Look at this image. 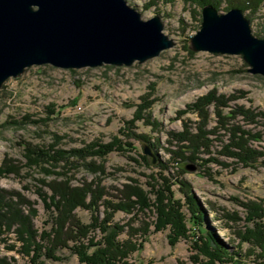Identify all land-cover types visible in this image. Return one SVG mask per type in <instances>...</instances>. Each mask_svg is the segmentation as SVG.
<instances>
[{
	"label": "rangeland",
	"instance_id": "374dc122",
	"mask_svg": "<svg viewBox=\"0 0 264 264\" xmlns=\"http://www.w3.org/2000/svg\"><path fill=\"white\" fill-rule=\"evenodd\" d=\"M126 1L143 19L159 15L163 33L174 41V46L157 57L128 67L102 65L72 73L51 66H33L20 77L8 79L3 84L5 88L0 90V168L4 161L16 166L25 164L20 142L47 145L54 134L61 138L57 147L69 151L95 141L106 144L117 136L132 144L134 149L112 152L103 160L93 158L94 164L101 166V173L83 168L66 171L72 187L91 184L92 189L99 188L102 194L100 219L105 216L106 203H124L120 198L128 192L125 186L140 188L152 204L155 197L150 185L157 189L159 174L173 183L177 179L183 180L189 184L191 193L205 212L204 227L219 243L238 254L236 264H264L263 249L241 243L239 239L247 226L252 227L247 221L245 204L259 206L264 213V164L261 163L264 156L254 165L244 167L235 158L221 154L222 147L230 142V128L236 126L251 135H258V139L250 137L248 145L264 151V77L250 73L249 65L239 55L197 52L191 48V37L201 24L200 4L184 0ZM225 8L223 3L217 11L225 13ZM243 15L250 23L252 34L264 39V4L256 12L246 11ZM212 92L226 101V106L220 108L222 102L204 106V119L199 110L190 108ZM141 105L147 108L140 112L141 118L135 120ZM51 106L59 113L47 121L46 107ZM238 107L252 112L254 122L249 124L241 115L226 114L235 112ZM215 108L226 119L219 120ZM23 116H29L37 123L5 124L20 121ZM126 122H132V126H127ZM201 126H204L203 133H213L206 136L208 146L190 156L198 158L193 164L185 159L189 153H184V158L168 153L167 150L178 151V144L169 135L185 130L196 134ZM130 133V138L125 137ZM140 137L154 144L150 150L152 161L155 163L156 157L167 163L166 170L156 168L154 163L146 166L141 162L139 156H149L144 153ZM62 167L60 164L55 171L64 172L66 167ZM64 180V176L46 177L38 169L28 170L23 166L17 174L0 176V189L18 194L24 201L17 207L31 216L37 241L44 231L50 232L52 213L44 209L35 192L41 188L50 194L49 186H58ZM177 188L174 184L175 196L181 198ZM139 209L134 206L128 211H117L112 219L113 223L124 226L121 239L127 234L139 239L129 227L148 226L147 241L129 258L130 264H200L204 261L190 238H181L171 245L168 229L154 232L156 214L153 208ZM74 216L84 225L90 222V213L81 208L74 211ZM261 223L264 225V216ZM15 228L0 234V256L14 258V264H30L28 257L19 252L21 244L17 242ZM89 235L100 239L98 230ZM10 246L14 249L10 250ZM57 255L64 258L63 261L46 263L80 264L68 250H60Z\"/></svg>",
	"mask_w": 264,
	"mask_h": 264
},
{
	"label": "trees",
	"instance_id": "16d2710c",
	"mask_svg": "<svg viewBox=\"0 0 264 264\" xmlns=\"http://www.w3.org/2000/svg\"><path fill=\"white\" fill-rule=\"evenodd\" d=\"M196 2L200 4L201 8L205 5H211L216 10L221 4L225 3V10L231 8H238L242 12L254 13L256 12L264 0H184ZM49 66V65H42ZM75 73V70H70ZM5 86H2L4 89ZM228 101V100H227ZM222 102L220 108L226 106V101L215 97L212 92L207 98H203L198 103L193 104L194 111L199 110L205 119L206 114L203 110L204 106L210 103ZM217 106V105H216ZM52 107V108H51ZM46 107L45 120H51L58 115L53 106ZM146 106L140 107L139 112L135 115V120L140 119V112L146 109ZM215 115L219 120H224L223 114L218 108H215ZM227 115H241L248 120V123L254 122L255 115L243 108H236L235 112H228ZM248 115H250V118ZM257 116V115H256ZM263 116V114H262ZM27 122L37 123L30 120L29 116H23L20 121L13 120L12 122H5V124L23 125ZM132 122H126L128 126H132ZM222 127L225 124L220 122ZM204 126L197 128L196 134H190L186 130L180 133H172L170 138L178 144V151L167 150L171 156H180L184 158V153H189V157H185L190 163H194L198 158H192L200 148L208 146L206 136L213 132H206L202 129ZM231 139L230 142L222 147L221 154L231 158H235L244 167H250L258 162V158L264 156V151H258L248 145V139L259 138L258 135H251L247 130L241 127L230 128ZM122 133V132H121ZM120 135H124L120 134ZM130 134L125 137L130 138ZM133 135V133H132ZM139 137V136H136ZM60 137L52 135V142L47 145H33L27 142H20L23 148V159L25 164L16 166L10 162L4 161L0 168V176L17 174L23 167L32 170H39L44 176H64V182L58 186H49L50 194L44 192L41 188L36 190V195L43 204L44 209L52 213L50 214V232H43L37 241L36 231L33 229L31 216L25 215L18 207L24 201L18 194H10L7 191L0 189V234L9 232L13 226H16L14 231L17 234V242H19V252L28 257L30 264H47L46 261L60 262L64 258L57 255L60 250H68L72 255H75L80 264H130L129 258L139 252L144 243L147 241L148 226L141 228L129 227L131 233L138 234L139 239H134L132 235L127 234L125 239H121L124 234V226L112 222L113 214L117 211H128V208L148 209L153 208L156 214V220L153 222L154 232H160L168 229V239L171 245H174L181 238H190L195 250L203 256L204 261L200 264H236L238 263L237 253L229 250L225 245H222L215 239L212 233L204 227L205 212L195 200L190 191V186L183 180H174V183L159 174L160 183L157 189L155 185H150L151 192L155 197L152 204H149L146 196L140 188H127V193L123 199L124 203L111 204L106 203L104 211V218L98 217L100 201L102 198L99 188H93L91 184H84L82 187H72L70 178L66 171L77 170L83 168L92 173L102 172L101 166L94 164L93 158L103 160L108 154L112 152H125L126 149H134L133 145L128 142H123L120 138L113 137L112 140L106 144L100 142H92L80 149H72L65 151L59 149L58 143ZM143 147H148L150 150L154 148L149 140L140 137ZM19 144V145H20ZM172 145L171 143H169ZM184 150V151H182ZM141 162L147 164L152 163V158L139 156ZM89 159V160H88ZM155 167L161 170L167 169V163L162 162L155 157ZM195 160V161H193ZM132 161H136L132 159ZM264 164V160L261 162ZM62 164L66 170L58 173L55 171L58 166ZM156 181V179H154ZM174 184L178 185L177 192L180 193L181 198L175 196L176 191L173 190ZM118 199L117 201H120ZM183 201V202H181ZM152 205V206H150ZM248 209L247 221L252 223V227H246L242 236H239L241 243H248L263 249L264 253V225L261 219L264 216L263 209L255 205H246ZM81 208L90 213V222L82 224L74 216V211ZM53 209V210H51ZM139 209V210H140ZM33 211V210H32ZM55 214V215H54ZM186 214L189 218H186ZM54 215V216H53ZM190 224V228L188 225ZM98 230L100 232V239L90 236V232ZM9 249H14L10 246ZM263 253L261 254L263 256ZM264 257V256H263ZM43 258V259H41ZM14 258L7 256H0V264H14Z\"/></svg>",
	"mask_w": 264,
	"mask_h": 264
},
{
	"label": "water",
	"instance_id": "95a60500",
	"mask_svg": "<svg viewBox=\"0 0 264 264\" xmlns=\"http://www.w3.org/2000/svg\"><path fill=\"white\" fill-rule=\"evenodd\" d=\"M173 46L159 15L143 19L126 0H0V89L33 66L128 67ZM191 48L239 55L250 73L264 77V39L238 8L203 6ZM144 153L153 157L148 147Z\"/></svg>",
	"mask_w": 264,
	"mask_h": 264
}]
</instances>
